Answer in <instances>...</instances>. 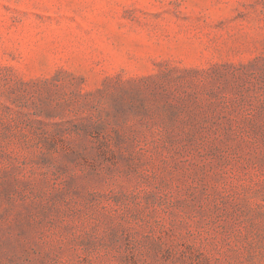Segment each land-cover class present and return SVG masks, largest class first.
Wrapping results in <instances>:
<instances>
[{"label": "rangeland", "instance_id": "obj_1", "mask_svg": "<svg viewBox=\"0 0 264 264\" xmlns=\"http://www.w3.org/2000/svg\"><path fill=\"white\" fill-rule=\"evenodd\" d=\"M0 264H264V0H0Z\"/></svg>", "mask_w": 264, "mask_h": 264}]
</instances>
